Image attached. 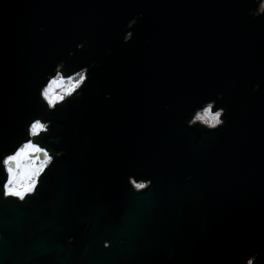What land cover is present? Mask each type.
I'll return each mask as SVG.
<instances>
[{"label":"water","instance_id":"water-1","mask_svg":"<svg viewBox=\"0 0 264 264\" xmlns=\"http://www.w3.org/2000/svg\"><path fill=\"white\" fill-rule=\"evenodd\" d=\"M257 7L0 0V152L14 151L47 112L39 89L59 62L69 73L97 65L82 99L45 116L53 125L45 142L66 154L39 196L5 198L0 165V264H246L256 252L264 264V15H250ZM141 13L125 43L128 22ZM208 100L227 108L226 125L188 127ZM130 175L153 186L135 193Z\"/></svg>","mask_w":264,"mask_h":264},{"label":"clouds","instance_id":"clouds-1","mask_svg":"<svg viewBox=\"0 0 264 264\" xmlns=\"http://www.w3.org/2000/svg\"><path fill=\"white\" fill-rule=\"evenodd\" d=\"M257 8L250 11L254 18L264 15V0H255ZM143 14H138L131 19L123 37L125 43H130L134 38L132 29L142 18ZM43 31V28L41 29ZM87 42L78 44L77 50L85 49ZM75 52H70L69 56H74ZM111 55V51H109ZM66 61H61L54 69V74L50 73L46 77V83L39 89L42 103L46 106L47 112L37 116L28 124L26 128L27 138L11 152H0L4 173L7 179L3 184V194L5 198H15L23 203L28 197H38L40 189L44 183V178L53 167L58 158H62L66 153L63 150L57 151L50 144L45 142V137L52 133V121L45 118L62 108H66L71 101L83 98V89L91 79V69L95 68L96 62L82 67L77 71L69 73L66 68ZM260 85L257 84L253 91H258ZM111 94L107 93L105 99H110ZM217 99H223V93H217ZM170 108V105H166ZM227 108L217 107L216 100L205 101L201 106L194 109L191 118L187 119L188 127H199L210 132L218 131L226 125L225 116ZM51 149V150H49ZM43 178V182H42ZM188 179H192L191 176ZM128 184L135 193H143L153 186V180L134 175L127 178ZM39 189V190H38ZM69 243L75 242V237L68 238ZM123 243V241H121ZM111 241H105L104 247L110 248ZM260 253L251 255L246 264H256Z\"/></svg>","mask_w":264,"mask_h":264},{"label":"flooded vegetation","instance_id":"flooded-vegetation-1","mask_svg":"<svg viewBox=\"0 0 264 264\" xmlns=\"http://www.w3.org/2000/svg\"><path fill=\"white\" fill-rule=\"evenodd\" d=\"M49 150H51V149H49Z\"/></svg>","mask_w":264,"mask_h":264}]
</instances>
